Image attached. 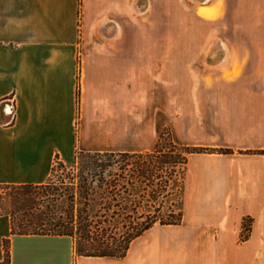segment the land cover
Instances as JSON below:
<instances>
[{
	"label": "crops",
	"instance_id": "1",
	"mask_svg": "<svg viewBox=\"0 0 264 264\" xmlns=\"http://www.w3.org/2000/svg\"><path fill=\"white\" fill-rule=\"evenodd\" d=\"M219 1L201 5L214 20L195 4L197 19L238 15L231 29L243 30V15L264 14L252 0ZM136 13L137 0H0V187L45 184L56 159L70 166L77 151L143 152L137 102L147 100L137 99V73L147 66L137 59ZM223 44L231 72L244 61L242 47L264 46V38ZM224 88L226 152L189 156L188 164L207 165L185 176L181 225L142 235L112 259L77 255L69 236L12 235L10 216L0 213V262L8 239L10 264H183L185 251L206 253L207 264H264V79L246 66ZM245 219L250 231L241 239Z\"/></svg>",
	"mask_w": 264,
	"mask_h": 264
},
{
	"label": "rangeland",
	"instance_id": "2",
	"mask_svg": "<svg viewBox=\"0 0 264 264\" xmlns=\"http://www.w3.org/2000/svg\"><path fill=\"white\" fill-rule=\"evenodd\" d=\"M235 1L238 4L240 0ZM221 3L222 0L218 5ZM251 4L264 7V0H252ZM195 7L188 0H137V59L144 60L147 66L145 74L137 73V99L144 96L147 100L137 102V151L150 150L162 136L185 147L203 150L195 154H224L225 79L239 76L246 66L253 77L258 73L264 79V46H243L244 61L235 63L231 72L225 69L223 61L226 37L264 38V14H252L249 18L243 15L244 29L234 30L231 27L240 22L238 15L204 22L197 19ZM247 25L250 29L245 28ZM76 157L70 166L62 168L57 165L47 181L50 187L39 191L40 195H49V198L41 201L32 197L24 202L36 213L49 211L50 215L63 219L71 217L74 232L77 217L83 211V189L80 188L83 185V159ZM187 164L178 171L174 185L179 189L177 197L181 208L187 172L194 166L207 165V161L201 159ZM12 192L9 188L0 189V213L10 216L12 212L20 211L21 205L13 198ZM38 208L40 210H36ZM250 224V220L243 221L241 239L248 236ZM161 227L158 224L153 226L149 233L143 234L142 240L159 236ZM137 239L130 247L139 243ZM73 245L75 249V235ZM171 256L176 258V255ZM192 263L207 264L208 255L185 251L183 264Z\"/></svg>",
	"mask_w": 264,
	"mask_h": 264
},
{
	"label": "trees",
	"instance_id": "3",
	"mask_svg": "<svg viewBox=\"0 0 264 264\" xmlns=\"http://www.w3.org/2000/svg\"><path fill=\"white\" fill-rule=\"evenodd\" d=\"M202 151L162 136L146 152L77 151V157L83 159V185L80 187L83 189V211L77 217L76 232L71 217L63 219L50 215L49 211L36 213L24 204L32 197L41 201L49 198V195L39 193L50 187L46 182L42 185L0 187L11 189L13 198L21 205L20 211L10 215L11 234L71 238L75 235L77 255L123 259L130 244L156 224H181L183 210L177 197L179 189L174 188L178 171L185 167L191 154ZM57 165L65 167L57 158L50 177ZM50 195L57 196L55 193ZM3 249L4 259L0 264H10L8 239L3 241Z\"/></svg>",
	"mask_w": 264,
	"mask_h": 264
},
{
	"label": "bare ground",
	"instance_id": "4",
	"mask_svg": "<svg viewBox=\"0 0 264 264\" xmlns=\"http://www.w3.org/2000/svg\"><path fill=\"white\" fill-rule=\"evenodd\" d=\"M192 2H194L197 6H198V15L207 19V20H214L217 17V14L214 13L212 10L201 6L203 2H205L206 0H191ZM7 111H9V109L7 108Z\"/></svg>",
	"mask_w": 264,
	"mask_h": 264
},
{
	"label": "built area",
	"instance_id": "5",
	"mask_svg": "<svg viewBox=\"0 0 264 264\" xmlns=\"http://www.w3.org/2000/svg\"><path fill=\"white\" fill-rule=\"evenodd\" d=\"M9 109V108H8ZM12 110V109H11ZM9 111H10V109H9Z\"/></svg>",
	"mask_w": 264,
	"mask_h": 264
}]
</instances>
